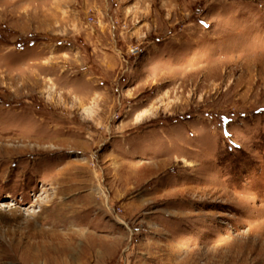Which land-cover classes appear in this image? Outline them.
<instances>
[{
	"label": "rangeland",
	"instance_id": "1",
	"mask_svg": "<svg viewBox=\"0 0 264 264\" xmlns=\"http://www.w3.org/2000/svg\"><path fill=\"white\" fill-rule=\"evenodd\" d=\"M0 264H264V0H0Z\"/></svg>",
	"mask_w": 264,
	"mask_h": 264
},
{
	"label": "bare ground",
	"instance_id": "2",
	"mask_svg": "<svg viewBox=\"0 0 264 264\" xmlns=\"http://www.w3.org/2000/svg\"><path fill=\"white\" fill-rule=\"evenodd\" d=\"M87 111V110H86Z\"/></svg>",
	"mask_w": 264,
	"mask_h": 264
}]
</instances>
